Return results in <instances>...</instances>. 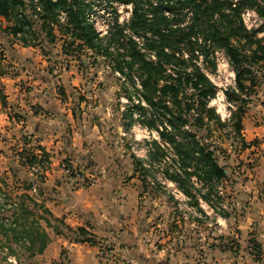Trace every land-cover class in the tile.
<instances>
[{"label": "crops", "instance_id": "0c3cea01", "mask_svg": "<svg viewBox=\"0 0 264 264\" xmlns=\"http://www.w3.org/2000/svg\"><path fill=\"white\" fill-rule=\"evenodd\" d=\"M1 32L0 190L15 186L11 195L18 196L20 211L17 231H0V263L264 264V62L255 68L238 142L223 146L237 162L234 177L216 152L229 194L213 231L206 204L201 218L184 216L163 190L149 191L140 174L145 169L123 136L133 117L122 103L129 91L103 60L113 64L112 57L86 47L87 56L65 55L70 37L57 29L41 46L39 40L24 46ZM51 53L65 61L58 75ZM205 123L203 131L211 122ZM23 150L38 162L46 158L47 166L32 173L21 163ZM64 161L83 168L94 183L74 189L60 168ZM32 184L39 186L38 199L30 196ZM79 228L94 243L76 240Z\"/></svg>", "mask_w": 264, "mask_h": 264}, {"label": "trees", "instance_id": "16d2710c", "mask_svg": "<svg viewBox=\"0 0 264 264\" xmlns=\"http://www.w3.org/2000/svg\"><path fill=\"white\" fill-rule=\"evenodd\" d=\"M111 1L132 4L128 28L143 39L146 52H142L132 38H125L127 61L122 55L113 57L109 51V47L118 44L123 37V27L118 26L103 42L85 21L87 5L83 0H0V18L10 23L3 32L18 39L24 46H33L36 40L42 42L46 39L51 43L53 31L57 28L61 34L70 37L63 47L65 55H75L86 47L99 55L112 57L114 69L123 71L126 68L130 81L133 73L136 74L142 86L141 96L152 110V114L147 116L146 110L138 107L144 117L141 122L150 128H157L166 122L170 128L163 127L160 136L174 149L180 173L166 172V177L191 199H195L191 182V178L195 177L207 186L208 190L202 197L210 202L215 186L226 178V173L218 164L216 147L206 141L202 132L205 120L208 123L214 121L220 127L223 123L214 110L207 107L208 99L214 96V87L194 62L198 60L195 52L199 51L207 58L209 51L206 43L210 41L224 49L229 57L238 92L229 90L226 97L236 104L230 127L233 132H238L243 107L248 102L246 97L258 78L256 69L259 63L264 62V0H236L235 3L232 0ZM35 3L40 12H36ZM246 9H254L261 19L262 25L258 29L248 31L244 27L240 14ZM165 10L171 11L172 16H165ZM186 10L191 12V16L184 24ZM60 13H65L64 23L58 19ZM35 15L37 18H34ZM261 32L263 35L259 37ZM147 52L153 53L155 60ZM184 54L188 57L184 58ZM169 69H172L171 73ZM154 146L151 159L158 160L164 151L158 145ZM20 157L24 166L37 162L30 152H22ZM18 210L19 205L11 216L13 226L0 222V231L13 234L17 231L19 223L15 215ZM74 234L78 241L94 243L83 228L77 229Z\"/></svg>", "mask_w": 264, "mask_h": 264}, {"label": "built area", "instance_id": "2783aa9c", "mask_svg": "<svg viewBox=\"0 0 264 264\" xmlns=\"http://www.w3.org/2000/svg\"><path fill=\"white\" fill-rule=\"evenodd\" d=\"M83 1L87 5L84 14L85 21L95 30L97 36L103 40V42H106V40L116 31V28L119 26L123 27L124 34L123 37H120L119 41H123L125 38L130 37L138 44V48L142 52H146L143 48V39L134 35L128 28L132 16V4H123L111 0ZM232 1L234 3L236 2V0ZM35 5L36 12H40V7L37 5V3H35ZM123 9H126L124 17L121 16ZM186 13L187 18L184 24L188 23L191 16L190 11L186 10ZM164 15L167 17L172 16L171 11L168 10L164 11ZM34 18H37V15H35ZM58 19L60 23H64L65 13H60ZM240 19L247 30L253 29V26H258L257 23L255 25L248 24L251 19H253L254 22H259V25L262 23L254 9H246L242 11L240 14ZM147 36L150 37V34L148 33ZM206 48L209 51L208 57L204 58L199 54V51H196L195 54L198 56V60L194 62L214 87V96L208 99L207 107L214 110L221 123H229L231 122L232 115L236 110V104L227 100L226 92L229 90L238 92L234 67L224 49L216 47L210 41L206 43ZM109 51L113 57L122 55L124 60H129L125 49L123 50L116 45H112L109 47ZM147 53L151 59H155L153 53ZM187 57L188 55L184 54V58ZM208 60H210V62L213 64V69H210L211 71L204 66ZM63 69L64 64H57L53 62L51 65V71L54 75H58ZM171 70L172 69H169L168 72L171 73ZM126 72V68H124L123 71L116 69L114 70V74L129 91V96H127L126 99L122 101V103L126 107L128 106L130 112L132 113L133 124L131 125L129 131L124 133L123 136L126 138L131 154L135 159L142 163L144 168L151 170L155 169L161 173L160 176L157 177L156 183L160 185V188L169 197L173 198L177 210L184 216L201 218L202 214L200 208L203 204H206L210 210L209 214H205L207 215L208 225L213 231H216L214 224L215 219L221 217L222 211L225 209L222 191L223 186L221 182L215 186L214 193L210 196V202H207L203 199L202 195L207 192L208 188L195 177L191 178L192 185L194 186L193 193L195 195V199H191L185 195L173 181L166 177V172L180 173L179 163L174 149L168 142L163 141L160 136V132L163 130V127H167L168 129L170 128L166 122L163 125H158L157 128L147 127L141 122L144 117L139 111L138 107L146 110L147 116L152 114V110L141 96L142 86L140 79L133 75L132 81H130L126 76ZM124 109L125 108H123V110ZM155 144L164 151L163 156L158 160L151 159V154L155 152ZM26 149L27 147L24 148V150ZM24 150L23 152H27ZM39 158H41L39 162L37 161L30 166L27 165V168L34 174H39L40 166H47L49 162L42 157ZM60 168L62 169L65 176L70 180V183L74 189L91 186L94 183L93 178L87 174L83 168L77 165L64 161L60 163ZM39 176L41 175H37V177ZM4 190L5 189L0 190V222L4 223L5 225L13 226V219H11V216L17 210L20 202L17 195H11L8 192L9 189L7 191L8 194L4 192ZM197 190H200V192L195 194V191ZM28 191L33 199L39 198L40 191L37 184H32ZM2 252L8 257V261L15 263V257L9 255L7 248H3ZM105 254L109 255L107 250L105 251ZM124 264L132 263L127 261Z\"/></svg>", "mask_w": 264, "mask_h": 264}, {"label": "rangeland", "instance_id": "374dc122", "mask_svg": "<svg viewBox=\"0 0 264 264\" xmlns=\"http://www.w3.org/2000/svg\"><path fill=\"white\" fill-rule=\"evenodd\" d=\"M125 13H126V9H123L122 10V15L121 16H125ZM258 24V26L257 27H255V26H253L252 28L253 29H251V30H254V29H258L261 25H262V23L259 25V22H257V21H253V19H251L249 22H248V24H252V25H255V24ZM10 25V23H8V22H6L4 19H2V18H0V35L2 34V35H4L1 31H3V29H5L7 26H9ZM57 29V28H56ZM251 30H248V31H251ZM58 31V30H57ZM58 32H60V31H58ZM5 33V32H4ZM6 34V33H5ZM263 35V32H261V33H259L258 34V36L259 37H261ZM233 40H234V42H236L235 40L236 39H234L233 38ZM232 40V41H233ZM235 44V43H234ZM64 45H65V43H64ZM36 46H41V44L40 43H38V45H36ZM43 46V48L44 47H46V46H44V44L42 45ZM116 46H118L119 48H121V49H127V40L126 39H124L123 41H119V43L118 44H116ZM74 50V49H73ZM45 51V50H44ZM89 52L90 51H84V52H79V53H77V55H80V56H82V57H84V56H87V54H89ZM53 53V52H52ZM49 54V56H50V59H52V61L54 62V63H57V64H64V62L65 61H62L61 59H56L57 57H56V55H53V54ZM75 56H76V54H75ZM104 60V62L106 63V64H108V66H114L113 64H111L110 63V58L109 59H103ZM153 60V59H152ZM155 60V59H154ZM92 62V60H90V63ZM93 63V62H92ZM206 68H208L209 70L210 69H213V64L210 62V60H208L207 61V63H205V65H204ZM211 71V70H210ZM133 75H135V76H137L136 74H134L133 73ZM138 77V76H137ZM139 78V77H138ZM230 125H231V122H229V123H223V126H219L218 125V123H216V122H214V121H211V123H210V127L207 129V131L205 130V131H203V134L206 136V139L208 140L207 142L208 143H211V144H213L214 145V147H216V150H217V154H218V156H219V158H221V159H225V161H227L228 162V164H230V172H229V178H232V177H234V175H235V173L233 172V166H235L236 168L238 167V165H237V162H235V161H233L232 159H231V155L229 154V155H227V151H225L224 152V148L225 147H223L225 144L227 145H232L233 143H236V142H238L237 141V139H236V134H235V132H233L232 131V127H230ZM231 164H234V165H231ZM145 169V171L143 170V171H141L140 172V174L141 175H143L144 176V178H146L147 180H146V183H147V185L151 188L149 191H159L158 189H160L161 191H162V189L160 188V185L159 184H157L156 182V179H157V177L158 176H160V172L158 171V170H151V169H146V168H144ZM147 186V187H148ZM13 190H15V186H13V187H11V189H10V191H8V189L7 188H5V190H4V192H6L7 194H8V192L11 194V192H13ZM8 191V192H7ZM222 191H223V196H227V194H229L228 192H229V189L228 190H226L225 188H222ZM193 192H194V190H193ZM197 193V191H195V194ZM172 201H173V198H172ZM174 202V201H173ZM20 211V210H19ZM18 212V211H17ZM224 244H226V243H224ZM230 247H234L233 246V244H232V242H231V244H228ZM16 252H18V251H16ZM19 253V252H18ZM12 254H15L16 255V253L15 252H13ZM14 255V256H15ZM18 255L19 254H17V257H18ZM5 256L3 255V254H0V258H4ZM16 257V256H15ZM1 259V260H2ZM0 264H6V263H3V261H1V263Z\"/></svg>", "mask_w": 264, "mask_h": 264}]
</instances>
